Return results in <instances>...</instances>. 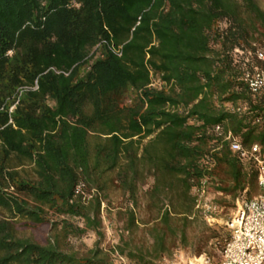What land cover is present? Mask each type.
Wrapping results in <instances>:
<instances>
[{
    "label": "trees",
    "instance_id": "16d2710c",
    "mask_svg": "<svg viewBox=\"0 0 264 264\" xmlns=\"http://www.w3.org/2000/svg\"><path fill=\"white\" fill-rule=\"evenodd\" d=\"M262 44L261 0H0V264H113L102 205L120 191L131 231L147 176L152 249H113L132 264H152L167 232L185 237L203 219L191 193L201 180L255 196V163L212 127L264 150V96L238 79L264 66ZM20 229L47 231L39 241ZM87 231L93 247L68 245Z\"/></svg>",
    "mask_w": 264,
    "mask_h": 264
},
{
    "label": "rangeland",
    "instance_id": "374dc122",
    "mask_svg": "<svg viewBox=\"0 0 264 264\" xmlns=\"http://www.w3.org/2000/svg\"><path fill=\"white\" fill-rule=\"evenodd\" d=\"M261 6L264 7V2L261 1ZM264 46V44H262ZM139 189V206L135 208L136 213V226L128 231L125 228V216L121 213L128 200L118 190L113 189L108 196L107 201L102 205V227L103 240L100 242L101 248L110 253L113 264H132L130 260L116 251L114 247L126 242L130 248L139 249H152L153 239L150 233L151 227L158 221V208L159 204L149 195L146 190L152 185L153 179L147 176ZM210 196L221 203L219 211L215 215L217 222L207 223L199 215L190 218L187 227L185 228V237H180V232L172 235L167 232L165 250L160 254H152L147 257L152 264H193L202 255H206L212 261L219 259L220 246L225 242L229 236V231L226 222L233 217L241 200L248 198L245 191L232 199L230 195H217L210 190ZM81 225L80 220H75ZM174 224V223H173ZM180 228L181 223H177ZM207 226L215 230L219 235V244L215 240H203V227ZM21 233L26 236L33 235L39 241H43L46 229L42 230H24L20 229ZM123 241H122V240ZM97 241V236L92 231H87L78 237H70L68 245L74 250L84 251L94 246ZM201 249L202 253L198 254ZM122 257V259L120 258Z\"/></svg>",
    "mask_w": 264,
    "mask_h": 264
},
{
    "label": "built area",
    "instance_id": "2783aa9c",
    "mask_svg": "<svg viewBox=\"0 0 264 264\" xmlns=\"http://www.w3.org/2000/svg\"><path fill=\"white\" fill-rule=\"evenodd\" d=\"M264 2V0H261ZM118 55V50H114ZM241 54L240 50H236ZM258 59L264 61V49L256 50ZM249 91L264 96V66L244 67L238 77ZM35 88V87H32ZM12 109V108H11ZM239 111L240 108H233ZM232 109V110H233ZM212 134L227 143L229 150L241 161H252L257 167L258 193L241 200L233 217L226 222L229 236L219 252V259L212 261L206 255L200 256L193 264H264V150L258 143L243 145L230 130H224L221 124L212 127ZM195 208L207 223L217 222L216 214L219 206L210 196L205 180L192 187ZM122 259V257H120Z\"/></svg>",
    "mask_w": 264,
    "mask_h": 264
}]
</instances>
